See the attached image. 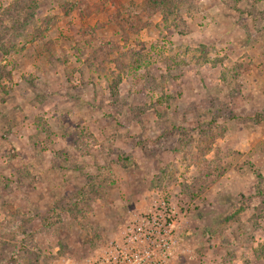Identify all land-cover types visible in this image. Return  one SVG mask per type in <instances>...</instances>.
I'll return each instance as SVG.
<instances>
[{
    "label": "rangeland",
    "instance_id": "374dc122",
    "mask_svg": "<svg viewBox=\"0 0 264 264\" xmlns=\"http://www.w3.org/2000/svg\"><path fill=\"white\" fill-rule=\"evenodd\" d=\"M129 1L0 0V264H85L162 202L168 264H264V0L123 31Z\"/></svg>",
    "mask_w": 264,
    "mask_h": 264
},
{
    "label": "built area",
    "instance_id": "2783aa9c",
    "mask_svg": "<svg viewBox=\"0 0 264 264\" xmlns=\"http://www.w3.org/2000/svg\"><path fill=\"white\" fill-rule=\"evenodd\" d=\"M173 213L165 202L133 213L120 237L85 264H168L177 243Z\"/></svg>",
    "mask_w": 264,
    "mask_h": 264
},
{
    "label": "trees",
    "instance_id": "16d2710c",
    "mask_svg": "<svg viewBox=\"0 0 264 264\" xmlns=\"http://www.w3.org/2000/svg\"><path fill=\"white\" fill-rule=\"evenodd\" d=\"M234 2H238L239 0H233ZM171 0H143L142 3L136 4L133 1L126 2V7L124 9V13L119 10L116 12L117 16L120 18L117 19V24H119L120 28L124 31V26L127 25L128 29L138 31L141 27L146 24H150L148 19L156 12L161 11L167 7ZM145 13L146 22L142 23L140 20V13ZM123 20V21H122ZM122 21V23H121ZM111 47L112 44L110 43ZM116 49V48H115ZM112 53V51H111Z\"/></svg>",
    "mask_w": 264,
    "mask_h": 264
}]
</instances>
